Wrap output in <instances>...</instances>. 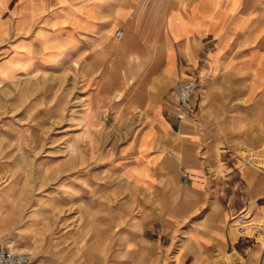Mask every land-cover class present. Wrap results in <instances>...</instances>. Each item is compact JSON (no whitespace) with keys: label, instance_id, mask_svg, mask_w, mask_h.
<instances>
[{"label":"crops","instance_id":"crops-1","mask_svg":"<svg viewBox=\"0 0 264 264\" xmlns=\"http://www.w3.org/2000/svg\"><path fill=\"white\" fill-rule=\"evenodd\" d=\"M29 1L0 0V47L9 34L23 35L0 51V79L9 57L16 63V72L33 68L43 53L39 29L51 32L61 25L60 19L53 23L56 18L51 14L47 21L37 25L40 0L30 1L32 6ZM122 2L125 8H120L119 0H103V17L96 19L95 29L84 25L71 27L70 38L62 50L79 48L81 54L88 53L93 43L102 49L109 30L120 26L124 38L120 53L131 48L136 49V54L135 58L117 54L107 57L106 49L98 51L96 62L109 63L116 70L107 72L111 77H120L117 70L125 71L132 61L146 64L157 43L162 65L149 91L143 87L137 98L124 91L120 99L113 100V112L116 110L117 115L111 125L127 129L118 136L125 137V141L110 156L109 161L114 164L110 168L112 182L104 183L100 178L103 167L96 168L92 177H86L84 188L115 192L124 184L128 205L136 206L139 202L160 209L153 211L155 218L148 209L121 216L119 204L111 203L113 213L107 217L110 220L85 216L87 220L81 222L79 230L72 232L69 226L61 229L56 221L54 200H46L42 208L33 205L29 212L19 196L14 199L5 193L9 184L0 183V244L31 252L35 264H209L210 254L217 248L231 252V246L234 249L243 244L227 235L228 218L248 206L261 214L256 207L264 203V167L244 160L245 165L255 166L258 172L247 171L236 156L233 163L244 189L241 203L246 205L226 218L225 223L216 221L217 213L211 210L217 203V172L230 168L221 159L233 155L222 152L220 156L216 144L234 150L241 144H264V0H179L175 7L184 16L195 5L184 24L177 20L174 0H157L150 7L144 6V0H139L138 5L128 0ZM124 10L128 18L118 21ZM168 12L170 26L177 20L173 35L185 28L183 39L175 41L169 35V43L165 39ZM61 35L66 36L65 30ZM180 41L182 50L175 46ZM189 77H196L199 85L191 101L183 106L178 104L177 108V84ZM145 95L147 102L141 105ZM134 114L139 115L137 123ZM86 120L89 125L104 121L96 113H90ZM132 126H138V130L131 131ZM131 169L134 177L129 176L121 184L119 177L124 170ZM210 173L214 175L211 186ZM242 174L248 181L260 177L258 184L245 183ZM138 194L142 198L138 199ZM217 207L225 218L226 209L218 203ZM235 207L231 205L230 209ZM122 221L126 223L124 227L115 225ZM207 224L215 228L209 231ZM108 230L117 234L112 246L105 245L102 235ZM173 238L180 239L175 247L170 246ZM242 249L240 253L247 264H253L262 248L254 242ZM262 258L263 255L260 264Z\"/></svg>","mask_w":264,"mask_h":264},{"label":"rangeland","instance_id":"rangeland-1","mask_svg":"<svg viewBox=\"0 0 264 264\" xmlns=\"http://www.w3.org/2000/svg\"><path fill=\"white\" fill-rule=\"evenodd\" d=\"M30 1L28 3L32 6ZM119 1L120 8H125L123 0ZM128 1L137 5L139 3V0ZM156 1L144 0V6H153ZM174 3L175 7L180 2L174 0ZM39 6L41 13L37 25L47 21V15L51 14L56 18L53 23L61 20V25H58L59 29L56 28L51 32L39 29L38 34L43 53L33 68L30 67L24 72H16V63L12 57H9L7 66L1 73L3 77L0 79V172L5 174L0 175V183L9 184L5 193L14 199L16 195L19 196L24 200V206L29 212L33 205H39L42 208L46 200H54L56 221L60 222L61 229L69 226L72 232L79 230L83 225L81 222L87 220L85 216H99L103 218L102 220H110L107 217L113 213L111 203L119 204L117 209L121 216H126L129 211L131 214H138L148 209L150 216L155 218L153 211H159L160 208L143 206L139 202L136 206L127 204L128 192L122 181H126L129 176L134 177L133 169L123 171L119 177V182L123 185H120L118 191H87L84 186L87 183L86 177H92V171L101 167H103V173L100 176L102 181L107 185L112 182L110 168L114 164L109 161L110 156H112L111 153H116L125 141V137L118 139V136L127 129L111 125L112 118L117 115L116 110L113 112L115 108L113 100L120 99L124 91H129L133 97L137 98L143 93L144 88L148 91L151 89L150 86L155 82L154 78L158 75L157 72L162 65L159 43L151 49L146 64L132 61L125 71L117 70L120 77L113 78L107 72L116 70H112L109 63H97V52L104 48L107 50L105 52L107 57L117 54L121 57L133 58L136 54V49L131 48L120 53L124 38L117 41L113 37L117 29H122L120 26H115L112 32L109 30V36H105L102 42V49L93 43L88 53L81 54L79 48L62 50L70 38L71 27L84 25L92 31L95 29L96 19L103 17L101 14L103 0H40ZM173 9L179 15L178 22L181 21L184 24L195 11V5L185 16L176 7ZM114 12H116L115 8ZM125 13L124 10L119 15L118 21L128 18ZM170 13L168 12L165 17L168 31V35L165 34L167 43H169V35L175 41L183 39L185 35L184 27L180 33L173 35V32L177 30V24L175 25L177 20L170 26L168 22ZM63 30H65V37L61 35ZM79 34L77 32V36ZM21 36L23 35L9 34L0 47V51ZM181 42H175L178 50H182ZM87 67L90 69L87 70ZM147 99L145 95L140 104L144 105ZM175 102L174 105L178 108L177 95ZM90 113H96L104 121L87 124L86 118ZM132 117L137 123L139 115L134 114ZM130 129L136 131L138 126H132ZM250 148L256 152L250 164L263 168V143L241 144L235 150L222 143L216 144V151L220 156L222 152L228 156L233 154L232 157L221 159L229 164L230 168L217 172V203L226 209V214L224 218L222 211L215 203L211 211L214 214L217 213L216 221L225 223L226 218L242 210L246 205L241 203L244 189L237 166L233 161L236 160L234 158L236 156L243 162L242 167H245L247 171L258 172L255 166L245 165V151ZM209 178V186H211L214 182V175L210 173ZM242 178L245 183L256 181L255 183L258 184L260 177L248 181L247 177L242 174ZM140 196L141 194H138L137 198H142ZM231 205H236L235 209H230ZM253 208L255 207L248 206L244 210L248 212L252 221H250V228L241 235L233 234L229 228L231 218L226 221L227 235L234 242H242L240 248L233 249L231 246L229 250L231 252L217 248L210 254L211 263L209 264H247L245 256L242 257L240 251L243 253L242 248L254 242L262 249L259 259H255L253 264H260L262 255L261 264H264V203L260 202L256 207L261 214H256ZM159 220L157 217V221ZM108 224L111 225V223ZM125 224L122 221L115 225L124 227ZM212 228H215V225L207 224L209 231ZM102 235L107 246H112V242H115L114 237L117 236L110 230ZM179 242V238H173L170 246L175 247ZM26 252L31 255V252Z\"/></svg>","mask_w":264,"mask_h":264},{"label":"built area","instance_id":"built-area-1","mask_svg":"<svg viewBox=\"0 0 264 264\" xmlns=\"http://www.w3.org/2000/svg\"><path fill=\"white\" fill-rule=\"evenodd\" d=\"M123 35L121 29H117L115 32V39L119 40ZM199 82L196 77H189L182 79L177 84L178 101L181 105H186L192 98ZM255 150L250 148L245 151L246 161L255 158ZM249 215L247 211H241L231 217L229 221V228L233 234L239 235L245 233L251 224H249ZM0 264H35L32 256L22 250L15 249L7 244H0Z\"/></svg>","mask_w":264,"mask_h":264},{"label":"bare ground","instance_id":"bare-ground-1","mask_svg":"<svg viewBox=\"0 0 264 264\" xmlns=\"http://www.w3.org/2000/svg\"><path fill=\"white\" fill-rule=\"evenodd\" d=\"M114 37V36H113ZM122 37H123V35H122ZM122 37L119 39V40H117V41H120L121 39H122ZM115 38V37H114ZM116 40V39H115ZM176 95H177V90H176ZM177 101H178V95H177ZM178 104L179 105H181L180 103H179V101H178ZM256 153V152H255ZM246 158H248V156H245ZM244 157V160L246 161V158ZM250 161H246V162H251L252 160H251V158L249 159ZM251 214V213H250ZM248 220H249V224H251L250 223V221H252L251 219H250V215H249V218H248ZM241 235V234H240Z\"/></svg>","mask_w":264,"mask_h":264}]
</instances>
